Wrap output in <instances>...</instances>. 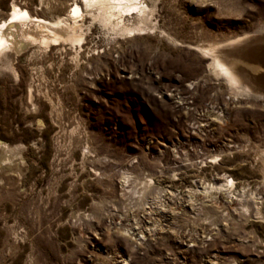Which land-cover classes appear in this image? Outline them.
<instances>
[{
	"label": "rangeland",
	"instance_id": "rangeland-1",
	"mask_svg": "<svg viewBox=\"0 0 264 264\" xmlns=\"http://www.w3.org/2000/svg\"><path fill=\"white\" fill-rule=\"evenodd\" d=\"M15 2L51 19L71 5L0 0V19ZM155 4L157 30L91 24L80 54L28 48L20 80L0 72V264H264V100L189 48L219 45L259 87V58L229 44L264 35V0ZM225 174L235 188L214 192Z\"/></svg>",
	"mask_w": 264,
	"mask_h": 264
},
{
	"label": "bare ground",
	"instance_id": "bare-ground-1",
	"mask_svg": "<svg viewBox=\"0 0 264 264\" xmlns=\"http://www.w3.org/2000/svg\"><path fill=\"white\" fill-rule=\"evenodd\" d=\"M156 1L71 0V5L67 13L57 15L52 19L33 14L30 11L28 12L26 8L20 7L15 2L12 6H9L8 13L2 15L0 19V72L6 71L12 74L16 80H20L21 74L15 62V56L13 57L12 55L28 48V56L32 54L33 50H35L33 55L37 51L44 52L49 48L52 51L53 49H62L64 47L66 51L67 46L74 47L75 53L78 54V50L81 48L79 45L84 44L88 39L87 32L91 29V24H94L95 28L98 26L101 28L104 27L109 33L112 32L115 35H122L126 38H134L150 33L155 29L157 30V25L153 23L154 19L152 20L151 17L156 10ZM86 18L91 19L92 23L87 24V21H85ZM167 38L169 40L172 39L169 35H167ZM249 38H237L229 46L234 47L235 45H240ZM217 46L219 45L201 48L188 47L199 52L207 62V69L214 72L217 76L222 77L229 84L234 97L238 98L243 96L256 100H264V85L260 81H257L259 87L255 88L248 81H245L231 67L230 63L226 61L227 59L225 60L221 57L219 47ZM82 47L85 46L83 45ZM245 51L247 56L250 57V52ZM30 88L31 93H28V97L32 100V105L35 109H38L36 90L33 86ZM48 98L53 107H55L54 100L50 96ZM39 125L44 126V123H40ZM0 147L10 151L14 150V148H11L7 143L2 141H0ZM91 153V151L88 152V154ZM218 157L214 156V158ZM233 182L234 180L231 182V189H228L224 183L216 184L212 189L215 190L214 192L220 191L223 194L224 192L228 193L229 190H233L234 188ZM247 212H249V208H247ZM256 215H262L259 208L257 209Z\"/></svg>",
	"mask_w": 264,
	"mask_h": 264
},
{
	"label": "water",
	"instance_id": "water-1",
	"mask_svg": "<svg viewBox=\"0 0 264 264\" xmlns=\"http://www.w3.org/2000/svg\"><path fill=\"white\" fill-rule=\"evenodd\" d=\"M245 50L250 52L252 57L259 58L261 70L256 76V81H260L264 85V35H255L245 40L240 45H235L231 51L236 54H241Z\"/></svg>",
	"mask_w": 264,
	"mask_h": 264
},
{
	"label": "built area",
	"instance_id": "built-area-1",
	"mask_svg": "<svg viewBox=\"0 0 264 264\" xmlns=\"http://www.w3.org/2000/svg\"><path fill=\"white\" fill-rule=\"evenodd\" d=\"M224 177H225V186L228 188V189H231V182L234 180L230 175H224ZM235 186H236V182H235V180H234V182H233V187L235 188Z\"/></svg>",
	"mask_w": 264,
	"mask_h": 264
}]
</instances>
